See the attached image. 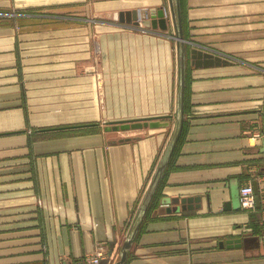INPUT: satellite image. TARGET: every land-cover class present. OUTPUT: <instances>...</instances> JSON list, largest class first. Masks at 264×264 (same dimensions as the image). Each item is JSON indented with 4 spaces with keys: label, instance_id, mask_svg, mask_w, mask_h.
<instances>
[{
    "label": "crops",
    "instance_id": "obj_1",
    "mask_svg": "<svg viewBox=\"0 0 264 264\" xmlns=\"http://www.w3.org/2000/svg\"><path fill=\"white\" fill-rule=\"evenodd\" d=\"M161 6L170 14L169 0H0V264H70L100 241H113L104 264L118 258L175 120L103 122L174 114L177 51L171 16L161 30L113 15ZM6 8L29 12L5 19ZM41 8L67 12H30ZM180 11L187 47L232 61L187 59L160 202L197 201L159 202L123 264H264V0H181ZM248 181L261 193L253 210L236 199ZM234 237L240 246L219 245Z\"/></svg>",
    "mask_w": 264,
    "mask_h": 264
},
{
    "label": "water",
    "instance_id": "obj_2",
    "mask_svg": "<svg viewBox=\"0 0 264 264\" xmlns=\"http://www.w3.org/2000/svg\"><path fill=\"white\" fill-rule=\"evenodd\" d=\"M169 10L170 16L174 26V37L176 39V51H177V103L174 114H167L163 116H146L139 118H126V119H115V120H106L103 122V129L106 131H119V130H130V129H140L144 127H164L169 126L170 120L164 118L174 117L175 125L173 135L168 143L163 155L161 156L156 169L154 171L153 178L150 182L149 187L147 188L144 197L139 206L138 212L135 217V224L127 238H125L120 246L118 258L114 261L113 264H123L125 258L127 256L128 249L132 246L134 238L137 234L140 223L144 217L147 206L150 202V199L154 193V190L162 176V173L169 161V158L175 148V145L178 141V138L181 134L184 122V94H185V70L187 59L191 65L195 67L200 66H212V65H220L230 63L232 60L225 55H221L215 53L213 51L207 50L201 46L193 45L187 47V41L184 39L182 34V23H181V11H180V0H169ZM166 8L161 7H153L150 8L149 14L142 20V23L148 27L159 28L161 30H166L168 27V19L165 15ZM138 10L131 9L125 11H118L114 13L113 17L120 21L129 22L132 25L138 24ZM130 137H121L118 140H128ZM113 142L116 140H112ZM254 192L256 193V203L259 202L257 184L254 182ZM237 203L239 204L238 192H236ZM197 201L196 198L193 197H182V198H163V204L172 203H180L182 208L189 207L192 208L194 206V202ZM177 206H167L166 210H174ZM220 246L226 247H234L241 245V238H226L224 240H219ZM113 247V241L110 242L108 248V254L111 253ZM107 258H103L100 261V264H104Z\"/></svg>",
    "mask_w": 264,
    "mask_h": 264
},
{
    "label": "built area",
    "instance_id": "obj_3",
    "mask_svg": "<svg viewBox=\"0 0 264 264\" xmlns=\"http://www.w3.org/2000/svg\"><path fill=\"white\" fill-rule=\"evenodd\" d=\"M138 25L142 26V20L148 16L149 11L143 10L138 11ZM168 12L165 11V15L168 18ZM144 15V17L142 16ZM262 195L264 192H261ZM260 191L258 192V196L261 195ZM238 199L240 207L245 210H253L256 206V193L254 192V187L251 181L245 182L239 186L238 189ZM112 256V251L108 254L107 244L104 242H98L95 247L89 252L86 253L84 256L73 260L70 264H100L101 259L107 258L110 260Z\"/></svg>",
    "mask_w": 264,
    "mask_h": 264
},
{
    "label": "trees",
    "instance_id": "obj_4",
    "mask_svg": "<svg viewBox=\"0 0 264 264\" xmlns=\"http://www.w3.org/2000/svg\"><path fill=\"white\" fill-rule=\"evenodd\" d=\"M181 1V0H180ZM186 89H187V86L185 85V105H184V114H186V106H187V95H186ZM177 146H175V149L174 151L176 150ZM174 153V152H173ZM168 166V165H167ZM165 172V171H164ZM163 177V176H162ZM162 184H163V178H161V180L159 181L151 199H150V202L147 206V209L145 211V214H144V218H143V223L146 219H148L155 211V209L158 207V204L161 200V196H162V192H161V188H162ZM254 226V225H253ZM142 228V226H141ZM140 230V229H139ZM261 232V229L259 228V226H256L255 227V230H254V233H260Z\"/></svg>",
    "mask_w": 264,
    "mask_h": 264
},
{
    "label": "rangeland",
    "instance_id": "obj_5",
    "mask_svg": "<svg viewBox=\"0 0 264 264\" xmlns=\"http://www.w3.org/2000/svg\"><path fill=\"white\" fill-rule=\"evenodd\" d=\"M5 14L6 15H8L7 17L6 16H4V17H6L5 19H9V18H11L12 20H15V19H17L16 17H18V16H16L17 14H20L21 12H25V13H27V12H29V11H21V10H15V9H8V8H6L5 9ZM30 12H37V13H47V14H49V13H60V12H62V13H66L67 11L66 10H64V11H58L56 8L55 9H52V8H41V9H37V11H35V10H33V11H30ZM168 14V13H167ZM2 15V14H1ZM143 17H144V15H143ZM169 17H170V14H168V18L167 19H169ZM15 25V24H14ZM17 27H18V24H17ZM173 35H175V34H173ZM173 42L174 43H176V39L174 40L173 39ZM176 112V111H175ZM173 130H174V126H173ZM144 197V196H143ZM143 199V198H142ZM142 201V200H141ZM164 206V204L163 203H161L160 202V204H159V206ZM262 235V234H261ZM103 261V260H102ZM101 261V262H102ZM114 263V262H113ZM112 263V264H113Z\"/></svg>",
    "mask_w": 264,
    "mask_h": 264
},
{
    "label": "bare ground",
    "instance_id": "obj_6",
    "mask_svg": "<svg viewBox=\"0 0 264 264\" xmlns=\"http://www.w3.org/2000/svg\"><path fill=\"white\" fill-rule=\"evenodd\" d=\"M142 16H143V14H142Z\"/></svg>",
    "mask_w": 264,
    "mask_h": 264
}]
</instances>
